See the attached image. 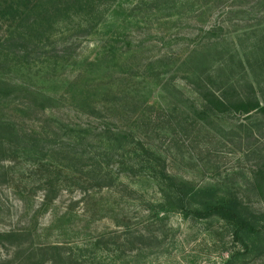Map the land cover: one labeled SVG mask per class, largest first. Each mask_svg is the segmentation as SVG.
Instances as JSON below:
<instances>
[{"label":"rangeland","instance_id":"rangeland-1","mask_svg":"<svg viewBox=\"0 0 264 264\" xmlns=\"http://www.w3.org/2000/svg\"><path fill=\"white\" fill-rule=\"evenodd\" d=\"M26 2L0 0V94L20 130L0 142V231L33 233L0 236V264L17 243L45 241L62 258L15 262L264 264V227L242 247L217 216L157 205L166 174L264 212L252 183L264 170V0H62L43 35L19 26L31 11L8 12ZM207 75L217 94L255 95L260 108H208ZM39 163L74 183L43 207Z\"/></svg>","mask_w":264,"mask_h":264},{"label":"trees","instance_id":"trees-1","mask_svg":"<svg viewBox=\"0 0 264 264\" xmlns=\"http://www.w3.org/2000/svg\"><path fill=\"white\" fill-rule=\"evenodd\" d=\"M52 5L46 4L42 0H27L22 9L18 7H12L8 12L19 9L20 14L24 12L28 13L31 11L29 18L21 21V27L24 25L31 28H39L42 35L45 30L43 27L49 25V23H54L59 21L60 18L51 15V9L54 8V11H60L66 6H60L59 2L62 0H51ZM6 10L3 9V12ZM11 18V19H10ZM8 19L7 32L8 35L13 33V25L16 24L18 16L12 14ZM31 18V19H30ZM93 18L88 15L86 20L88 22L92 21ZM51 21V22H50ZM207 80L210 83L201 81L197 86L199 91L202 93V98L206 106L212 110L223 112L229 109L238 110L240 112H249L251 110L260 108V100L257 96L243 97L239 94L236 89L229 90L224 88L223 95L217 94L213 88V80L210 75H207ZM7 89H3V93L0 94V142H8L12 139L10 135L15 137H20V130L16 126V121L14 116L8 115L5 113L4 109L10 98H7L5 93ZM262 107V106H261ZM38 169H41L42 176L39 179L40 189L44 191L39 203L40 207L44 205L53 203V197L56 195V192L63 188V186H72V176L68 174L62 167H56L55 165L45 166L43 163H39ZM164 177H167L168 182L166 188L162 190V199L157 203L163 211H168L170 209H179L183 216H188L194 219H203L209 218L212 216H217L222 219L224 222L231 226L232 238L235 241H238L242 247H247L245 236L252 234H258L262 227H264V212L257 214L252 211H248L246 206L242 204L237 198L227 197V196H213V194L208 193L205 190H195L193 188L187 187L182 182L175 181L171 176L163 174ZM253 186L256 190L257 195L264 199V170L258 169L254 172L252 178ZM205 192V194H203ZM70 204H66L65 208H69ZM170 208V209H169ZM54 218L57 214H53ZM260 223V224H259ZM33 233V228L28 226L22 227H13L8 230L0 231V236H19L22 234H31ZM246 236V237H247ZM60 242H42L38 246H33L31 243L28 246L21 247V243L14 245L11 252H6L3 254L4 260L14 261L13 264H22L23 262H15L17 258L20 257L19 253L26 252V259L34 257L35 251L39 250L40 258L43 259L44 256L50 255L52 259L56 257L62 258L64 254V247H62ZM21 251V252H20ZM38 253V252H37ZM14 257H12V256ZM11 257V258H9ZM27 264H40V260L36 259L35 261L27 262Z\"/></svg>","mask_w":264,"mask_h":264}]
</instances>
